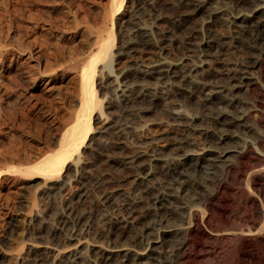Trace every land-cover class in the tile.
<instances>
[{
    "label": "bare ground",
    "instance_id": "6f19581e",
    "mask_svg": "<svg viewBox=\"0 0 264 264\" xmlns=\"http://www.w3.org/2000/svg\"><path fill=\"white\" fill-rule=\"evenodd\" d=\"M176 1L170 6L179 13L172 22L187 29L177 45L180 61L137 63L115 75L113 92L135 115L165 110L181 132L118 160L140 179L138 193L123 198L118 214L107 219L88 264H215L221 249L226 264H264V0H228L225 7L211 5L218 0ZM124 18L126 24L134 19ZM101 36L81 74L80 113L59 139L56 155L39 168L48 180L79 173L92 114L104 120L103 131L112 126L94 85L98 63L108 70L118 55L164 49L145 27L124 30L116 47L113 35L105 41ZM152 78L165 89L135 92L137 80ZM243 90L251 98L242 97ZM229 181L240 186L239 199L223 196L233 191ZM72 210L58 214V226L51 228L71 224L67 243L79 241L85 229L83 216ZM75 254L52 253L50 264H67Z\"/></svg>",
    "mask_w": 264,
    "mask_h": 264
},
{
    "label": "rangeland",
    "instance_id": "374dc122",
    "mask_svg": "<svg viewBox=\"0 0 264 264\" xmlns=\"http://www.w3.org/2000/svg\"><path fill=\"white\" fill-rule=\"evenodd\" d=\"M124 1L0 0V264H50L52 253L70 250L76 254L67 264H88L99 245V233L106 230L107 219L118 214L124 199L138 193L135 186L140 179L128 168L122 169L118 160L181 132L165 110L135 115L113 92L115 75L137 63L180 61L177 45L187 29L172 22L178 10L173 12L170 5L176 0ZM218 1L211 5L225 7L224 1L228 0ZM119 3L123 5L120 8ZM129 16L134 19L126 24L124 17ZM204 24L202 30L207 34L209 29ZM138 27L152 30L153 37L164 42V49L143 47L118 55L111 64L113 70L98 63L94 85L112 126L103 131L104 120L92 114L91 130L81 152V170L69 173L64 180H48L38 173L39 168L56 155L59 139L80 113L81 74L87 59L98 51L97 40L101 35L102 41L113 35L116 47L124 30ZM221 28L229 33L228 25ZM134 84L135 92L141 89L150 95L166 86L153 78ZM240 94L251 98L245 90ZM239 166L235 174L240 172ZM228 183L234 193L223 196L239 199L240 186ZM67 207L73 209V214L82 215L85 223L80 240L71 243L65 240L71 224L57 232L51 230L58 226L57 216ZM221 252L215 264H226L223 249ZM39 257L42 259L35 261Z\"/></svg>",
    "mask_w": 264,
    "mask_h": 264
}]
</instances>
